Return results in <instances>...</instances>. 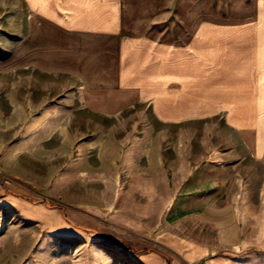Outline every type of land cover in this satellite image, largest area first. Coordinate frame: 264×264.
<instances>
[{
	"label": "crops",
	"instance_id": "0c3cea01",
	"mask_svg": "<svg viewBox=\"0 0 264 264\" xmlns=\"http://www.w3.org/2000/svg\"><path fill=\"white\" fill-rule=\"evenodd\" d=\"M137 106L165 128L218 118L240 138L239 159L232 148L208 151V164L228 171L222 181L209 178L204 193L167 209L166 218L198 214L208 236L154 235L118 215L104 227L84 209L35 201L61 181L77 192L73 123L81 130L88 112ZM248 159L264 169V0H0V169L14 180L0 191L5 222L15 216L47 237L127 232L146 249L140 264H264L244 246L235 195L244 179L234 166ZM257 187L264 203V174Z\"/></svg>",
	"mask_w": 264,
	"mask_h": 264
},
{
	"label": "rangeland",
	"instance_id": "374dc122",
	"mask_svg": "<svg viewBox=\"0 0 264 264\" xmlns=\"http://www.w3.org/2000/svg\"><path fill=\"white\" fill-rule=\"evenodd\" d=\"M8 34H14L13 26ZM8 50H14V42L9 41ZM84 126L82 122L79 130L72 124V183L77 192L69 196L61 181L53 196L35 201L44 199L54 208L84 209L89 217L104 218V227L118 215L135 220L154 235L179 231L208 236L212 232L198 214L180 219L166 218V214L173 201L187 200L188 192L204 193L201 185L209 178L224 179L228 171L208 164L211 147L232 148L237 159L245 153L240 138L218 118L165 128L152 119L149 108L137 106L112 117L88 112ZM161 149H166L164 154ZM234 167L236 178L244 179V187L235 192L240 195L244 246L264 253V203L257 187L264 169L249 159ZM0 172L4 177L0 191L5 192L14 180ZM219 189L222 195L225 188ZM219 202L223 204L222 199ZM111 235L112 230L106 229L98 239L47 237L15 216L7 222L1 217L0 264H140L137 258L146 249L138 242L134 245L127 232Z\"/></svg>",
	"mask_w": 264,
	"mask_h": 264
},
{
	"label": "built area",
	"instance_id": "2783aa9c",
	"mask_svg": "<svg viewBox=\"0 0 264 264\" xmlns=\"http://www.w3.org/2000/svg\"><path fill=\"white\" fill-rule=\"evenodd\" d=\"M4 183V177L2 175V172H0V186Z\"/></svg>",
	"mask_w": 264,
	"mask_h": 264
}]
</instances>
